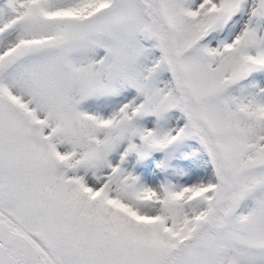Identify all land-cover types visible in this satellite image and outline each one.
<instances>
[{
    "label": "snow or ice",
    "instance_id": "1",
    "mask_svg": "<svg viewBox=\"0 0 264 264\" xmlns=\"http://www.w3.org/2000/svg\"><path fill=\"white\" fill-rule=\"evenodd\" d=\"M0 264H264V0H0Z\"/></svg>",
    "mask_w": 264,
    "mask_h": 264
}]
</instances>
